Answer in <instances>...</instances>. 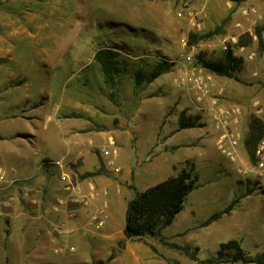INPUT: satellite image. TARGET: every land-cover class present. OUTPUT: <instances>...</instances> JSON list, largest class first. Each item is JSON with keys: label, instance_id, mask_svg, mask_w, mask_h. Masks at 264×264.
<instances>
[{"label": "rangeland", "instance_id": "1", "mask_svg": "<svg viewBox=\"0 0 264 264\" xmlns=\"http://www.w3.org/2000/svg\"><path fill=\"white\" fill-rule=\"evenodd\" d=\"M223 21L215 36L190 40V34H206ZM106 47L119 52L116 87L104 82L93 61ZM190 49L192 67L211 82L210 96L200 101L179 79L176 61ZM228 51L243 60L237 79L201 67V57L222 59ZM162 60L160 77L135 87L138 72L148 75ZM0 78L3 90L27 84L32 106L39 104L37 115L57 114L64 134L76 130L79 137H92L89 151L101 164L91 171L100 170L92 182L107 191L109 214L100 230L88 224L91 209L71 221L62 214L60 222L71 234L56 242L46 231L37 241L5 242L0 264H197L163 242L187 246L198 260L216 264H242L230 260L232 250L221 248L229 240L248 259L264 253V177L242 173L254 162L242 144L250 118L264 113V0H0ZM23 108L21 102L2 109L4 135L21 128L7 113ZM212 108L231 113L235 162L218 149ZM182 121L196 125L184 129ZM103 149L116 151L117 171L107 165L111 157H103ZM187 162L195 165L197 185L183 210L154 236L126 238L124 213L135 191L175 175Z\"/></svg>", "mask_w": 264, "mask_h": 264}, {"label": "crops", "instance_id": "2", "mask_svg": "<svg viewBox=\"0 0 264 264\" xmlns=\"http://www.w3.org/2000/svg\"><path fill=\"white\" fill-rule=\"evenodd\" d=\"M2 81L0 78V113L2 109L10 111L21 102L24 110L6 116L10 123L23 128L21 131L20 128L4 135L0 129V170L5 171L0 178V258L5 253V242H30L37 236L42 239L45 231L48 233L60 222L62 214L55 211L59 209L58 200L65 198L60 170H65L77 182L79 175L100 166L89 151L93 141L90 135L79 137L76 130L64 134L57 114L37 115L39 104L32 106L27 84L14 83L3 90ZM90 129L85 128L86 134H90ZM40 155H43L41 159ZM60 159L64 161L62 169L42 164ZM92 179L96 177L78 181L84 191L93 185ZM86 210L90 209H79L77 216ZM7 230L10 235L5 234ZM16 235L21 237L17 239Z\"/></svg>", "mask_w": 264, "mask_h": 264}, {"label": "trees", "instance_id": "3", "mask_svg": "<svg viewBox=\"0 0 264 264\" xmlns=\"http://www.w3.org/2000/svg\"><path fill=\"white\" fill-rule=\"evenodd\" d=\"M225 1L231 2L235 0ZM224 23L225 21L216 30L209 31L206 34H190L189 38L191 41L193 38H196V40L209 39L219 33L218 30L221 29ZM257 35L259 43H262L260 33L258 32ZM118 57L119 52L108 47L100 48L95 52L93 57V61L99 66L104 82L110 87H116L115 77L120 72ZM201 59V67L210 74L234 79H237L235 73L241 70L243 63V60L233 55L231 51L226 52L222 59H206L203 57ZM165 65V61H158L154 64L153 70L148 75H143V73L138 72L134 78L135 87H140L145 80L151 82L160 77L164 72ZM195 125L194 122H180V127L184 129L194 127ZM263 138L264 113L262 117L251 116L246 136L242 141L243 147L250 158L254 157L256 147ZM99 167H101V164ZM99 172L100 170L80 175L79 179L95 177L99 175ZM196 185L197 175L195 174V165L192 162H187V166L183 167L175 175L151 185L143 191H135L133 197L126 204L123 235L128 239L156 235L161 228L169 226L174 221L176 215L183 210L186 197L196 188ZM227 211L228 208L210 215L203 224L211 223ZM163 243L171 248L182 251L197 264H216L214 259L198 260L187 246H180L168 242ZM221 248L232 250L229 257L233 263L264 264V253L254 259H248L239 243L235 240H229L225 244H221Z\"/></svg>", "mask_w": 264, "mask_h": 264}, {"label": "built area", "instance_id": "4", "mask_svg": "<svg viewBox=\"0 0 264 264\" xmlns=\"http://www.w3.org/2000/svg\"><path fill=\"white\" fill-rule=\"evenodd\" d=\"M190 18L193 16L189 14ZM193 62V49L183 52L178 58L176 63L181 66L180 69V83L186 84L190 87L191 91L196 96L197 101L202 99H207L210 96L211 82L208 78L198 74L194 67H192ZM215 105V101H212ZM239 107L233 109V112H238ZM210 117L212 120V125L214 129L219 133L218 135V149L221 153L228 159L229 162H235L236 160V148L238 146V139L236 135L229 131V125L232 124L230 119L231 113L227 110L221 108H212L210 112ZM102 156L105 158L111 157V161L107 162V165L111 170L117 171L115 169L112 157H114L116 151L110 149H103ZM253 164L249 168H245L243 174H252L258 179L264 177V139H262L254 152ZM63 159L53 160V161H43L42 164H48L50 166H56L60 169L63 167ZM5 175L4 170H0V178ZM59 180L64 184L62 190L65 192V198L58 200L59 209L56 212L64 214L68 219H75L78 215L79 209H91L89 212V222L88 224L96 230H100L105 227L109 219L108 214V201H107V191H98L93 185H89V189L84 191L79 182L73 179L65 170H60ZM74 180V181H73ZM1 190V188H0ZM1 202V201H0ZM68 206H71L70 208ZM94 208V209H93ZM89 211V210H87ZM1 214V211H0ZM47 234L51 237V241L56 242V237L60 235H69L73 232V229L65 227L62 222H59L52 226ZM61 251L60 249H58ZM57 250H55L56 252ZM69 251H74V248H69Z\"/></svg>", "mask_w": 264, "mask_h": 264}]
</instances>
